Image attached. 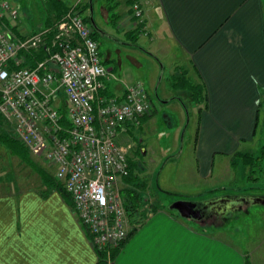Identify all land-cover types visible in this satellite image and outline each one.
<instances>
[{"label": "crops", "instance_id": "obj_1", "mask_svg": "<svg viewBox=\"0 0 264 264\" xmlns=\"http://www.w3.org/2000/svg\"><path fill=\"white\" fill-rule=\"evenodd\" d=\"M71 1L46 3V19L42 28L57 19ZM76 1L79 2V12L89 8V14L82 17L95 29L91 16L92 0ZM128 4V0H109L102 10L105 16L111 14L114 23L119 20L121 26L126 27L125 31L136 25L138 35L152 30L154 36L144 40L148 49L140 47L154 55L155 50L166 53L170 50L173 63L182 61L174 65L182 69L179 73L182 74L181 79L189 78L203 91L202 101L191 100L197 109L196 134L191 160L182 172L183 176L191 179L188 184L184 183L185 188L180 185L183 192L177 193L179 197L176 199L204 202L220 198L223 194L230 198L233 192L205 195L206 190L214 188L212 184L221 182L204 183L212 176L216 156L230 158L231 165L234 160L241 161L243 165L240 154L236 152H247L251 148L259 119L261 124L264 123V0H141L142 15L138 23H135ZM152 41L155 43L153 51L149 48ZM106 69L114 75L112 66ZM109 81L104 80L99 94L121 95L122 88L116 94L110 91ZM171 84L175 83L169 82V86ZM56 100L59 109L62 105L66 111L67 104L61 93ZM148 115H141L136 124L122 123L117 128L116 140L133 143L132 152H145L133 132ZM2 143L11 156L22 159L17 149ZM138 146L141 149L138 150ZM178 157L177 153L167 161H176ZM42 162L49 170H45L42 164L39 166L53 177L52 164L45 160ZM128 163L131 177L124 176L118 181L119 190H137L139 202L136 204H140L139 207L147 203L152 206L145 213L127 216L129 229L135 226L120 243L112 264L248 263L245 251L219 235L217 226L220 222L211 227L212 222H196L181 217L168 205L165 206L158 195L152 196L146 182L136 183L142 180L139 177L136 180L130 157ZM33 171L40 179L35 169ZM48 183L40 179L38 186L17 187L16 193H0V264H97L95 248L71 207L70 198L63 197ZM160 189L168 193L178 192V189L167 187L166 182ZM141 194L145 196L142 198Z\"/></svg>", "mask_w": 264, "mask_h": 264}, {"label": "built area", "instance_id": "obj_2", "mask_svg": "<svg viewBox=\"0 0 264 264\" xmlns=\"http://www.w3.org/2000/svg\"><path fill=\"white\" fill-rule=\"evenodd\" d=\"M141 0H129L135 23ZM17 11L0 0V116L26 150L53 166V177L69 193L71 205L93 247L110 250L129 225L118 181L129 172L130 142L116 140L122 123L136 124L151 110L140 80L123 83L121 95L99 94L115 78L103 66L91 23L69 4L50 25L17 36ZM42 48L44 57L21 64L20 50ZM67 104L64 117L56 97Z\"/></svg>", "mask_w": 264, "mask_h": 264}, {"label": "rangeland", "instance_id": "obj_3", "mask_svg": "<svg viewBox=\"0 0 264 264\" xmlns=\"http://www.w3.org/2000/svg\"><path fill=\"white\" fill-rule=\"evenodd\" d=\"M7 1L17 11L15 25L19 26L20 29L15 26L14 32L19 37L42 29L46 19V3L52 2V0ZM72 1L69 3L72 4L75 0ZM108 1L92 0L91 12L95 22L93 31L98 41L100 59L105 68L112 66L111 71L115 76V78L110 79L108 88L116 94L123 87V83L138 79L144 84L151 102V110L146 115H150L144 117L140 125L135 126L133 134L136 141L141 143L146 151H138L137 153L129 149L128 156L133 166V172L136 174V180L139 177L140 180L146 182L149 191L153 194L152 196L158 195V199L167 206L179 197L177 193L183 192L179 188L180 185L185 188L184 185L188 184L191 179L183 176L182 173L191 160L197 123V109L195 105H192L188 95L187 85L190 79H181L182 74L179 73L182 69L180 66L174 67V65L182 61L178 60V62L173 63L174 58L171 57L170 50L168 53L155 50V43L152 41L149 48L151 51H156L154 53L159 58L157 59L154 54L140 47L141 45L148 49L144 40H149V36H154L152 30L144 31V34L141 35L137 34L138 36L135 38L134 33L130 35L126 32L133 27H129L125 31L126 27L121 26L119 20L115 23L112 21L110 13L105 16L102 8ZM88 14L89 8L80 11L81 16ZM31 28L34 29L29 30ZM118 59L119 62H117ZM174 72L176 76L172 75ZM169 82L175 84L169 86ZM260 121L261 118L258 121L254 139L250 144L251 148L247 150L250 154L260 155L257 166L251 168L248 165H242L241 161L237 160H234L235 163L231 165L229 164L230 158L216 156L213 161L212 176L205 180L204 185L212 184L213 181L221 183L212 184L215 185L214 188L209 191L206 190L205 195L211 192L218 194L224 191L233 192L234 195L246 194L264 197V148L261 149V145L264 146V123L261 124ZM0 132L11 139H15L10 122L2 117H0ZM131 146L133 147L134 144L132 143ZM137 149H140L139 146ZM8 150L0 141V193L8 191L16 193L17 187L38 186L40 179L27 160L19 159L14 155L11 156ZM177 153L179 157L176 161H167L170 157H175ZM28 156L34 163L43 166V160L39 156H34L29 152ZM43 167L45 170H49L46 163ZM161 167H163L162 170H160ZM165 182L167 187L178 189V192L175 194L161 191L160 186ZM144 196L141 194L140 197L143 198ZM221 197L228 198L224 194ZM155 199L156 197H153V200ZM148 204L139 207V212L145 213L151 210L152 205ZM214 223H219L217 226L219 235L230 239L245 251L248 259L247 264H264V203H244L241 208L225 213L219 220H212L209 226L213 227Z\"/></svg>", "mask_w": 264, "mask_h": 264}, {"label": "trees", "instance_id": "obj_4", "mask_svg": "<svg viewBox=\"0 0 264 264\" xmlns=\"http://www.w3.org/2000/svg\"><path fill=\"white\" fill-rule=\"evenodd\" d=\"M126 32H129L130 35L134 33L133 35L136 38V35L138 34L139 31H138V27L136 25L135 27H133L132 29H130ZM92 35L94 37V34H92ZM18 55L23 56V58L25 59V60H23V62H21V64L33 65L35 60L44 57V52H43L42 48H38L36 50L30 49L27 51L20 50L18 52ZM181 77H182V75H181ZM187 86L189 89L188 92H189L191 100L196 101V102L202 101V99H203L202 87L200 85H198L197 83H192V82H190V83L188 82ZM60 113L64 117L65 109H64V107H62V105L60 108ZM0 139L2 142L7 143L8 145L10 144L13 148L17 149V151L19 153H21L20 155H22L21 156L22 159L27 160L29 165L33 169H35V171L38 173L40 179L43 182L48 181L49 182L48 184H50L51 187L54 188L56 191H58L63 197L70 198L69 193L64 189V187L62 186V184L59 181H56L54 179V177L49 175L38 164H36L32 161V159L28 156L26 148L20 142H18L16 139H11V138H9L5 135H2V134L0 136ZM263 148H264V146L261 145L262 150H263ZM236 153L240 154V156L242 158V163H244V165H248L251 168L253 166H257L258 157L260 156L259 154L253 155V154H250L249 152H236ZM125 177H127V178L131 177L130 169H129L128 174ZM142 182L143 181H137L136 183L142 184ZM119 191H120V194H121V197L123 200L126 215L131 216L133 213H139V206H138V204H136L137 202H139L138 201L139 195H138V192H136L137 190L136 191L135 190H125V189L121 188ZM70 205H71V203H70ZM71 207H72V205H71ZM172 210H174V209H172ZM135 223H138V221H136ZM134 226H135V224L128 230L127 235L130 233L129 231L134 228ZM84 231H85L86 235L89 237V235L85 229H84ZM120 243L117 246H114L111 248V250H110L111 261L109 263L106 262L105 251L96 249L95 252H96V256H97V264H112V259L114 257L115 252L119 248Z\"/></svg>", "mask_w": 264, "mask_h": 264}, {"label": "flooded vegetation", "instance_id": "obj_5", "mask_svg": "<svg viewBox=\"0 0 264 264\" xmlns=\"http://www.w3.org/2000/svg\"><path fill=\"white\" fill-rule=\"evenodd\" d=\"M250 196L251 195L246 194H233L230 198L220 197L211 201L198 202V215L191 217L190 220L196 222H212V220H219L221 217H223V215H225V213L233 211L237 208H241L244 203H247L246 198H249ZM242 197H244L246 200H241ZM224 199H228L229 202Z\"/></svg>", "mask_w": 264, "mask_h": 264}, {"label": "water", "instance_id": "obj_6", "mask_svg": "<svg viewBox=\"0 0 264 264\" xmlns=\"http://www.w3.org/2000/svg\"><path fill=\"white\" fill-rule=\"evenodd\" d=\"M246 199L244 197L241 198V200H246L247 202L264 203V197L261 198L260 196L251 195L249 198L247 197ZM224 200H227V202H229L228 199H224ZM198 204H199L198 202H195L193 200L178 198V199L173 200L168 205V207L170 209H174L175 211H177V213L181 217L190 219L191 217H195L198 215V211H199Z\"/></svg>", "mask_w": 264, "mask_h": 264}]
</instances>
